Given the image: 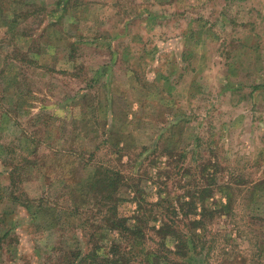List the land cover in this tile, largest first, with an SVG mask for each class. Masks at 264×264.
<instances>
[{
  "label": "rangeland",
  "instance_id": "obj_1",
  "mask_svg": "<svg viewBox=\"0 0 264 264\" xmlns=\"http://www.w3.org/2000/svg\"><path fill=\"white\" fill-rule=\"evenodd\" d=\"M98 167L167 248L199 221L179 264H264V0H0V264L109 258Z\"/></svg>",
  "mask_w": 264,
  "mask_h": 264
},
{
  "label": "trees",
  "instance_id": "obj_2",
  "mask_svg": "<svg viewBox=\"0 0 264 264\" xmlns=\"http://www.w3.org/2000/svg\"><path fill=\"white\" fill-rule=\"evenodd\" d=\"M97 169L98 170H96L92 175L93 177L91 176V181L86 182L85 187L93 199V217H98V215L102 216H99L98 218L99 224H91V227L93 228L92 232L89 234V238L91 239V242L94 241V238H102L103 236L99 230L101 228V224H104L105 229H109V231H115V233H117L115 237L116 241L110 243L106 249V251H109V258L108 256L101 259L96 258V254H93V249L95 248V246H93L94 248H92V250H89L79 258V263L83 262V264H92V260L96 258L103 264H129L131 262L133 264H139L138 257L139 253H141L139 248L141 240L139 239H142L147 235L146 231L148 229H151L159 236V243H157V248L155 250L156 255L153 256L154 258H152V261L156 259V261H159L161 264H179L176 262L177 259L185 261L188 251L193 247V234L192 236L187 235L181 232L180 228L185 230L189 228L191 230L193 226H198L202 229V225L199 224V221L194 218L188 219L186 226H178L175 224V221L167 220L162 222L163 226H166V223L170 224V227L166 226V228H168L166 231H168L170 235L172 248H167L166 244H162V237L165 232L164 228H154V226L149 225L148 227L144 226L148 220L153 221V216H146L145 209L139 202L142 192L135 188V193L138 194V198L134 199L136 207L132 213L127 216L128 218L123 215H119L117 212L118 204L123 200L120 193L117 191L123 181L126 182V180L123 179V177L121 178L120 173L116 170H100V167ZM200 195L201 191H192L188 194V198L192 202L199 201L201 198ZM160 201L163 200H159V204H161ZM149 205L158 207V203H148L147 206ZM190 205L191 203H188V207H190ZM161 210L166 212V209L161 208ZM186 211V206L183 207L182 210L178 208L180 217H183V214ZM206 214L209 215L207 212ZM168 215H170V212H168ZM176 219L178 220V218ZM128 221H131V224H127ZM172 228H174L177 233L174 234ZM146 259L150 264L152 263L149 257H146ZM141 264H143V262H141ZM183 264H185V262H183Z\"/></svg>",
  "mask_w": 264,
  "mask_h": 264
}]
</instances>
